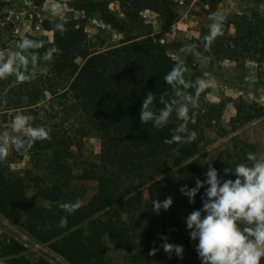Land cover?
I'll return each instance as SVG.
<instances>
[{"label": "rangeland", "instance_id": "obj_1", "mask_svg": "<svg viewBox=\"0 0 264 264\" xmlns=\"http://www.w3.org/2000/svg\"><path fill=\"white\" fill-rule=\"evenodd\" d=\"M133 41L189 67L205 91L198 90L196 104L193 92L172 90L175 110L188 112L201 138L196 153L179 164L175 151L159 155L162 172L151 168L145 183L132 175L139 184L133 193L142 197L140 216L155 219L159 204L147 199L158 179H174L197 162L215 169L216 182L229 186L227 198L240 205L228 264H264V0H0V170L10 184L22 182L32 211L44 219L40 229L51 235H34L30 211L0 209V264H73L61 253L65 241L52 238L47 216L57 184L67 181L71 191L64 189L60 201L70 196L90 215L75 230L88 235L94 218L116 220V206L90 210L98 193L95 172L110 173L99 168L105 133L79 100L63 93L89 56ZM186 124L174 121L173 132ZM237 183L248 201L239 203ZM122 219L131 234L144 235L141 248L104 233L103 256L94 263L210 264L195 247L185 250V230L150 244L155 234L148 225L126 213ZM149 254L150 261H136Z\"/></svg>", "mask_w": 264, "mask_h": 264}, {"label": "trees", "instance_id": "obj_2", "mask_svg": "<svg viewBox=\"0 0 264 264\" xmlns=\"http://www.w3.org/2000/svg\"><path fill=\"white\" fill-rule=\"evenodd\" d=\"M150 7L157 10L156 6ZM57 39L56 36L55 41ZM142 46L133 41L89 56L71 87L63 93L66 96L69 92L71 97L79 100L86 114L97 119L93 126L105 133L104 161L99 168L110 173L95 172L98 193L90 208L91 215L108 207L117 208L115 221L94 218V225L91 227L90 224L91 230L85 235L73 227L90 215L83 210L78 211L70 196V200L60 201L69 187L67 181L57 184L54 186L57 193L51 196L55 203L47 215L51 216L52 238L65 241L61 253L71 263L97 264L93 260L99 261L103 256L104 233L119 244L141 248L144 235L138 238L135 232L130 233L122 219L126 213L132 221L137 219L141 227H144L141 223L149 226V233L155 234L150 244L160 243L167 235L182 229L185 231L181 233L190 236L185 238L186 251L193 246L195 255H203L210 264H228L234 254L237 230L233 226L237 221L239 204H232L231 198H227V184L216 182L215 169L204 170L197 162H191L183 170L179 169L178 177L158 179L159 185L153 186L155 190L147 199L152 205L159 204L155 219L146 222L138 211L143 203L142 197L133 193L139 184L134 183L132 175L139 177L141 184L145 183L144 178L152 175L149 172L151 168L162 172V166L157 162L159 155L175 151L178 153H175V163L179 164L196 153L201 138L196 135L199 128L188 112L175 110L172 90L182 88L185 96L193 92L196 104L200 97L198 90L205 92L198 74L189 67L172 60L159 47ZM62 57H68V54ZM183 120L187 121L186 126H181L179 132H173L174 121ZM154 164L158 165L157 169ZM22 186V182L10 184L0 170V209L9 211L7 214L10 215L21 214L24 209L30 211L34 235L45 240L51 235L40 229L44 219L36 216L38 210L32 211L33 204L25 196ZM242 189L241 183L234 184V191L240 194L239 203L248 201L241 194ZM10 205L13 207L11 210ZM98 221L100 226H95ZM143 259L150 261L151 254L136 261Z\"/></svg>", "mask_w": 264, "mask_h": 264}]
</instances>
